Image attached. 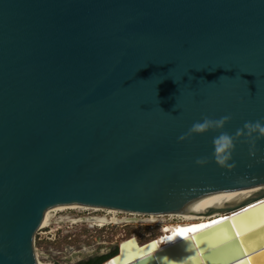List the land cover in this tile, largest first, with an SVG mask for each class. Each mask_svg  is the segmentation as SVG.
Here are the masks:
<instances>
[{
    "label": "water",
    "instance_id": "95a60500",
    "mask_svg": "<svg viewBox=\"0 0 264 264\" xmlns=\"http://www.w3.org/2000/svg\"><path fill=\"white\" fill-rule=\"evenodd\" d=\"M223 116V128L190 132ZM257 120L264 0H0V264H36L35 233L52 204L151 213L264 188V138L252 156L236 135ZM223 132L235 140L230 169L214 157ZM261 201L264 191L217 208L223 215L204 224L240 215L143 259L155 239L127 238L110 260L235 264L232 224L246 222L254 230L240 237L250 250L239 258L264 264Z\"/></svg>",
    "mask_w": 264,
    "mask_h": 264
},
{
    "label": "rangeland",
    "instance_id": "374dc122",
    "mask_svg": "<svg viewBox=\"0 0 264 264\" xmlns=\"http://www.w3.org/2000/svg\"><path fill=\"white\" fill-rule=\"evenodd\" d=\"M99 213L103 215L106 212L89 209L56 213L49 225L35 233L34 248L39 252V258L54 264H77L79 260L91 255L109 257L117 251L122 239L135 235L140 242H145L161 234L163 224L182 221V218H172L170 215L156 216L157 220L152 221L147 214L119 212L118 220H110L109 214V223L103 226L91 225L86 217ZM63 214L81 220L70 222L69 219L61 218Z\"/></svg>",
    "mask_w": 264,
    "mask_h": 264
},
{
    "label": "bare ground",
    "instance_id": "6f19581e",
    "mask_svg": "<svg viewBox=\"0 0 264 264\" xmlns=\"http://www.w3.org/2000/svg\"><path fill=\"white\" fill-rule=\"evenodd\" d=\"M264 191V188L262 189H253V190H242V191H231V192H218L215 193L210 199L206 200H198V201H190V202H184L181 204L179 207L175 209H171L168 211H162V212H151V213H143V212H134V211H127V210H122L118 208H112V207H105V206H99V205H89V204H82V203H59V204H52L50 207H48L45 212L40 216V223H39V229L43 226H47L50 224V222L53 220L54 216L56 213L60 211H66V210H89L92 209L94 211H105V214H100L99 215H91L87 216L88 220H90L91 225H96V226H103L106 223H109L110 220L115 221L118 220L117 214L119 212H127L130 214H147L150 216V220L154 221L157 220L156 216H164V215H170L172 218L173 217H180L182 218V221L180 222H173V223H165L162 226L161 229V234H159L155 239L157 241V245L161 246L165 244V241L160 240L161 235L168 236V234H172L173 230L176 229L177 227H185V226H190V224H195V223H204L207 222L213 218H216L218 216H222L223 213L219 212V209L217 208H223L226 206L233 205L237 202H242L244 200L251 199L254 196L259 195L261 192ZM213 210V211H211ZM90 214V212H89ZM93 214V213H92ZM111 214V218L109 220L108 215ZM70 215V214H69ZM62 219H69L70 222L71 220L73 222H76L78 220H81V218H70L67 215H62ZM67 221V220H66ZM60 222V221H59ZM130 237H135V241H137L138 244H143L145 242H140L138 237L135 235L129 236ZM125 238V239H127ZM122 239L120 243L125 240ZM150 239V240H152ZM133 245L129 244L128 248L130 249ZM35 247V246H34ZM36 251V249H35ZM125 254H130L125 252ZM37 261L36 264H53L49 261H42L39 258V252L37 253ZM111 256H109L103 264H114L112 260H110Z\"/></svg>",
    "mask_w": 264,
    "mask_h": 264
},
{
    "label": "clouds",
    "instance_id": "9594fccd",
    "mask_svg": "<svg viewBox=\"0 0 264 264\" xmlns=\"http://www.w3.org/2000/svg\"><path fill=\"white\" fill-rule=\"evenodd\" d=\"M230 116H223L219 119H211L205 117L203 122L197 121L195 122L190 132L192 133H203L210 128H223L225 123L230 119ZM245 129L247 130L245 132ZM237 136L239 135H247L249 138L250 147V155H256V141L258 139L264 138V121L257 120L255 122L248 121L245 123L243 129H238ZM185 135H181L179 137L180 140H184ZM214 157L216 162L222 166L227 168H233L235 166L232 161L233 150L235 148V140L232 135L227 132L221 133L219 136L214 139ZM207 161L205 159H198V164H204Z\"/></svg>",
    "mask_w": 264,
    "mask_h": 264
},
{
    "label": "snow or ice",
    "instance_id": "6c2138e0",
    "mask_svg": "<svg viewBox=\"0 0 264 264\" xmlns=\"http://www.w3.org/2000/svg\"><path fill=\"white\" fill-rule=\"evenodd\" d=\"M261 204H264V201L260 202ZM256 205H249V208H255ZM244 212H247L248 209H243ZM240 213H234V216H238ZM233 217H221L217 220H213L207 224H196V225H191L187 227H177L176 229L173 230L171 235L168 236H163L160 238L162 241H168L172 242L177 239V237L183 238L184 240L189 239V233L193 232H199L203 229L210 228L212 225L219 224L223 220H228L232 221ZM260 223L264 224V220H261ZM232 228L236 233V242L235 246L230 248L229 251H231L234 254L235 258V264H252V257H247L246 260H241L239 257L241 255H247L248 251L250 250L249 248L245 247V245L248 243L246 240L240 239V237L245 236L247 233H251L254 230L253 225H249L246 222L243 223V226L241 224L233 223ZM192 239H195V237H192ZM157 241L152 242V247L148 248V246H145V249L140 253L141 259L145 258L146 256L151 254V250L154 249L157 245ZM226 243H231L230 241H226ZM209 255H218L221 254V249L220 246H216L214 249H209L208 251ZM167 259V257H165ZM189 259H196L195 256L189 257Z\"/></svg>",
    "mask_w": 264,
    "mask_h": 264
},
{
    "label": "flooded vegetation",
    "instance_id": "af4514ba",
    "mask_svg": "<svg viewBox=\"0 0 264 264\" xmlns=\"http://www.w3.org/2000/svg\"><path fill=\"white\" fill-rule=\"evenodd\" d=\"M98 257H99V255H91V256H89L87 258H84V259L79 260L77 264H95ZM103 262H102V264H103Z\"/></svg>",
    "mask_w": 264,
    "mask_h": 264
},
{
    "label": "trees",
    "instance_id": "16d2710c",
    "mask_svg": "<svg viewBox=\"0 0 264 264\" xmlns=\"http://www.w3.org/2000/svg\"><path fill=\"white\" fill-rule=\"evenodd\" d=\"M117 250H118V247H117ZM115 253V252H114ZM108 256H99L96 260V263L95 264H102V262L107 258Z\"/></svg>",
    "mask_w": 264,
    "mask_h": 264
},
{
    "label": "built area",
    "instance_id": "2783aa9c",
    "mask_svg": "<svg viewBox=\"0 0 264 264\" xmlns=\"http://www.w3.org/2000/svg\"><path fill=\"white\" fill-rule=\"evenodd\" d=\"M54 264V263H53Z\"/></svg>",
    "mask_w": 264,
    "mask_h": 264
}]
</instances>
